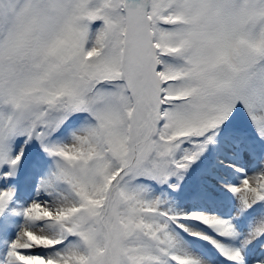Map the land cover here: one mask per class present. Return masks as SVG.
Segmentation results:
<instances>
[{
	"label": "snow or ice",
	"instance_id": "obj_1",
	"mask_svg": "<svg viewBox=\"0 0 264 264\" xmlns=\"http://www.w3.org/2000/svg\"><path fill=\"white\" fill-rule=\"evenodd\" d=\"M0 264H264V0H0Z\"/></svg>",
	"mask_w": 264,
	"mask_h": 264
}]
</instances>
